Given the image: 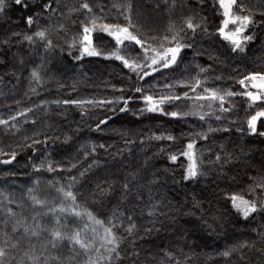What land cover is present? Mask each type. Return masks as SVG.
Returning <instances> with one entry per match:
<instances>
[{
  "label": "trees",
  "instance_id": "obj_1",
  "mask_svg": "<svg viewBox=\"0 0 264 264\" xmlns=\"http://www.w3.org/2000/svg\"><path fill=\"white\" fill-rule=\"evenodd\" d=\"M8 2L10 6L0 13V119L8 120L25 108L33 109L26 117L28 123H25V117H17L15 123L19 131L0 126V150L8 154L0 156V159H8L13 151L17 152L13 164L0 165V191L10 194L15 201L24 205L23 209L17 208L16 203L8 206L18 213L22 212L30 221L35 212L28 197L29 187L35 188L33 194L39 199H47L58 206L59 194L49 181H60L67 186L66 177H79L81 171L92 165L86 177L77 182L78 202L81 207H86L97 218L105 221L117 207L121 212L131 215L137 226L136 243L140 264H261L257 249L264 248V241L257 236V232L264 233V214H254V218L245 221L231 209L230 201L224 197L227 192L243 194L246 199L264 200V191L248 192V185L252 183L250 177L264 175V137L248 135L246 124L247 118L264 104L258 102L256 107L248 109L246 98L236 96L230 102L233 106L230 114H226L221 121H216L214 116L209 117L207 123L193 117L176 121L146 113L137 119L132 112L114 114L104 107L57 106L52 101L118 97L120 93L115 89L122 87L126 89V95H132V92L127 91L130 74L118 61L99 57H85L76 61L68 55V46L81 29L80 22L85 20L82 12L74 11L83 0H59L60 10L55 14L48 13L38 21L39 28H47L49 39L56 45L50 51H46L43 43L30 45L23 36L13 35L18 32L31 34L38 30L37 25L29 29L25 18L32 11L39 12L40 8L24 12L11 0ZM33 2L39 3V0ZM89 3L106 22L120 24L125 23L124 15L127 14H121V7L130 4L134 21L161 32L170 23L181 26L188 16L195 15L191 11L193 8L200 16L207 17L208 33L211 35L197 30L193 36L189 31L187 42L193 44V48L185 49L178 66L173 71L149 78V83L159 82L158 91H168L163 88L164 77L168 78L169 83L176 79L196 77V65L209 69L200 74L201 79L207 77V86L236 92L244 91L237 82L239 79L249 73L264 72V28H253L256 40L246 46L244 53H232L228 42L216 34L222 17L214 13V0H206L202 7H196L198 0H89ZM240 3L251 10L243 14L255 12L254 19L260 21L259 12L264 9V0H238ZM234 11L241 14L239 7H234ZM196 22L203 23L199 17ZM60 25H64V30H60ZM232 27L229 26L230 29ZM73 53L79 54L74 49ZM210 56L216 59H210ZM34 69L40 74L39 84L31 80L30 74ZM32 88L36 91H31ZM174 91L182 94L188 89L177 87ZM199 91L202 93L203 89ZM131 107L135 111L143 105L137 99ZM225 107H229V103ZM192 108V102L187 101L175 107L168 106L167 110L187 112ZM203 111H208L207 107ZM82 112L86 115L82 116ZM107 116L113 118L106 126H101V131H93L96 124ZM33 120L35 124L31 123ZM230 121L235 123L230 124ZM11 123L13 121H9V125ZM209 125L213 128L228 126L230 131L209 133L206 141L197 139L196 151L202 154V167L208 175L200 177L198 182H185L180 162L171 164L169 154L181 150L188 143L183 133L206 131ZM238 127L245 129L243 134L237 131ZM258 129L264 131L259 121ZM36 134H39L37 138L40 140H44L45 134L49 139L46 145H34L38 150L34 155L32 148L23 145L25 137ZM169 134L178 137V141L173 143L167 139L153 138ZM65 137H70L66 143ZM27 143H31V140ZM99 144L106 147H97L93 154L92 146ZM221 145L234 156L232 162L222 170L211 162ZM241 153L245 155L241 156ZM236 157L240 158L237 160ZM41 160H45V168L34 172L32 164H40ZM48 160L52 161L57 171L49 173L46 170ZM93 161L96 163L93 164ZM181 162L187 164L183 157ZM72 163L76 164L75 168H71ZM221 171L225 173L223 180L217 178ZM126 179L133 187L124 194L122 185ZM36 180L40 181L38 185L33 183ZM97 185L107 189V194L101 196ZM196 201L200 202L199 207L195 206ZM154 204L157 205L156 215L150 217L148 213ZM161 212L169 215L166 217ZM3 218V213H0V220ZM42 223L51 227L54 219L48 215L43 217ZM154 223L159 231L153 228ZM83 224L76 217L68 218L70 229L82 228ZM126 227L127 223L124 225ZM124 228L120 229V234L125 237L121 245L125 253L122 264H128L126 254L131 251L132 238ZM149 228L153 230L146 232L145 229ZM6 231L11 234V224ZM47 239L49 234L42 233L38 238L33 237L32 243L39 248ZM245 242L248 245L254 243V247L240 248L239 245ZM23 247H28L27 241ZM229 247H235L236 250L229 257H223L221 253ZM51 251L62 257L65 264L73 255L66 242L63 247ZM165 251L171 253L170 261L164 255ZM12 255L17 260L20 258L18 252L12 251L9 260Z\"/></svg>",
  "mask_w": 264,
  "mask_h": 264
},
{
  "label": "snow or ice",
  "instance_id": "obj_2",
  "mask_svg": "<svg viewBox=\"0 0 264 264\" xmlns=\"http://www.w3.org/2000/svg\"><path fill=\"white\" fill-rule=\"evenodd\" d=\"M17 8L24 12L32 11L34 8H40V11H32L31 15L25 18V23L31 29L33 25H37L38 30L27 33H13L14 36H23L30 45L37 42L43 43L46 51H50L56 47L48 36L47 28H39L38 21L45 18L46 14H55L60 10L59 0H39V3H34L33 0H11ZM206 0H198L196 7H202ZM218 5V9L216 8ZM8 0H0V13H4L9 7ZM175 5L173 4V7ZM214 13L222 17L216 29V34L228 42L232 53H244L246 46L256 40V33L253 28H264V9L260 10V21L257 22L254 17L255 12L251 14H243L245 11H251L240 3L238 0H214L212 5ZM234 7H239L240 13L234 11ZM74 11L82 12L85 20L81 21V29L73 38V43L70 44L68 55L72 56L74 60L79 61L85 57H99L104 60L118 61L122 64L123 69H127L128 73V88L127 91L132 92V95H126L125 88L115 89L120 95L114 98L104 99H64L52 101V103L59 106L75 105L81 108L84 107H104L107 111L114 114L129 113L140 118L144 114H158L166 116L176 121H186L187 118H197L199 121L207 123L209 117L214 116L216 121H221L226 114H230L233 106L230 104L233 97L242 96L247 100L248 109H252L260 102L264 104V72L249 73L237 82L244 89L242 92L224 89L222 87H209L207 77L201 79L200 74L208 72L209 69L200 65H196L198 69L196 77H188L187 80L181 78L176 79L172 83L168 82V78L164 77L163 88L167 92L158 91V81L149 83V78L154 77L156 74L163 75L166 71H173L179 62L183 59L182 53L185 49L193 48V44L188 43L189 31L195 36L197 30L208 33L209 23L206 16H200V13L191 11L195 15L188 16L181 26L175 23H170L162 32L151 28H146L144 24L134 21L132 17V6L125 5L121 7V14L124 15V24L109 23L105 18L97 14L89 0H83L78 8ZM101 11L103 9L101 8ZM199 17L203 23H197L196 18ZM233 26L231 29L229 26ZM60 30H64V25H60ZM251 34H248L250 33ZM211 35V33H208ZM110 38V39H108ZM114 41V45L112 42ZM7 43V41H5ZM73 49L78 51V55H74ZM210 59H216L209 57ZM2 62V61H0ZM21 63H23L21 61ZM187 71V68L185 69ZM31 80L39 84L41 77L35 69L31 72ZM133 76L135 77V87H133ZM222 79V77H216ZM115 87V86H113ZM187 88L182 94L174 91L175 88ZM203 89L201 93L199 90ZM253 89L255 91H253ZM31 91L35 92L36 89L32 88ZM139 99L143 107L137 108L133 111L131 105ZM191 101L193 108L191 111L173 110L168 111L167 107H175L179 103ZM204 102H207L206 104ZM19 103V102H17ZM229 103V107L225 104ZM207 107L208 111H203ZM32 108H25L23 111L17 112L16 115L10 116L8 120L0 119V126L10 127L19 131L15 121L17 117H25V123L29 121L26 119L28 113L32 112ZM81 115H86L82 112ZM112 116H107L105 119L100 120L93 131H101V126H106L112 119ZM264 107H260L254 114L250 115L247 120V134L258 135L264 137V131L258 129V121L260 128H264ZM9 121H13L9 125ZM35 124L36 121H31ZM234 124L235 121H230ZM224 131L229 132L230 127L213 128L208 126L207 130L189 131L182 135L187 136L188 143L183 146L181 150L169 154V162L176 165L180 162L182 168V179L185 182L199 181L202 176H207L208 173L203 170L202 154L196 151V141L207 140L209 133ZM238 132L244 133L245 129L242 127L237 128ZM36 134L33 137H25L26 148H32L33 154L38 151L34 145L47 144L49 137L45 134L44 140H40ZM156 140L167 139L176 143L178 137L174 135H161L154 136ZM31 143H27L28 140ZM70 137H65V143ZM19 147V145H18ZM105 148L104 144L93 145V154L96 148ZM161 151H165L161 149ZM8 155L0 150V156ZM87 155V154H86ZM241 156L245 155L243 153ZM181 157L187 161L184 165L181 162ZM17 152L13 151L8 159H0V165H11L16 161ZM233 153L228 152L226 148L221 145L220 151L215 154L213 165H219L222 170L225 165L230 164L233 160ZM240 157H236L238 160ZM96 161H93L95 164ZM34 172H40L45 168V160H41L40 164H32ZM76 164L72 163L71 168H75ZM71 168L68 171H71ZM92 165L87 169L80 172L79 177L70 176L66 177L68 180L67 186L60 183V181H49V184L55 188L60 197V204L54 205L49 203L47 199H39L33 193L35 188H28V197L31 200L33 211L35 214L29 221L22 212L18 213L12 207L8 206L16 203L17 208L23 209L24 205L21 202L15 201L10 195H6L0 191V213H3L4 218L0 220V264H65V260L59 255L52 254L51 250L63 247L65 242L69 245L72 256L68 258V264H122L125 259V253L121 250V245L125 239L120 234V229L124 228L125 223L127 227L124 230L128 236L131 237V251L127 252L126 258L128 264H140V253L137 250L136 235L137 226L133 222V217L127 215L119 210L117 207L113 211V215L107 220L97 218V216L89 211L86 207H81L78 202L77 182L81 178H85L87 173L91 170ZM46 170L51 173L58 169L53 165L51 160L47 161ZM225 173L223 171L218 175V179L223 180ZM252 181L248 185V192L256 193L264 191V175H256L250 177ZM34 185L40 183L39 180L33 182ZM133 185L126 179L122 185L123 193L127 194L132 190ZM219 187V184H217ZM99 194L101 196L107 194V189L97 185ZM226 201H230L231 209L241 216L245 221L254 218L255 215L264 214V200L259 198L246 199L243 194L225 193ZM199 201H196L195 206L199 207ZM38 209H47V211H39ZM157 205H152V210L149 211L150 217L156 215ZM176 211H179L177 209ZM161 215L168 216L167 212H161ZM51 215L54 219V224L49 227L46 223H42L43 217ZM76 217L84 222L82 228L70 229L68 226V218ZM86 218V222H85ZM175 220V217H172ZM11 224V234L6 229ZM153 228H156L155 223ZM22 230V231H21ZM153 229H145L150 232ZM159 231V228H156ZM42 233H48L49 239L42 242L40 247L37 248L36 244L32 243L33 237H40ZM91 233V235H89ZM257 236L264 241V233L257 232ZM142 239V237H141ZM28 242V247H23L24 242ZM50 246V247H49ZM240 248L254 247L248 245L246 242L239 245ZM235 247L225 249L221 255L229 257L231 252L235 251ZM12 251L18 252L20 258L17 260L12 255L11 260L9 257ZM260 253L261 264H264V248L257 249ZM164 255L171 260V253L164 252ZM83 260L81 261V258ZM243 260L244 257L241 256ZM179 264V262H177Z\"/></svg>",
  "mask_w": 264,
  "mask_h": 264
}]
</instances>
